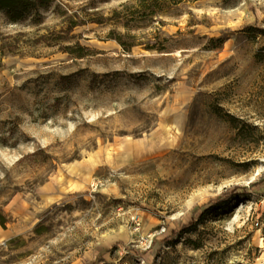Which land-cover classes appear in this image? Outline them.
Returning <instances> with one entry per match:
<instances>
[{"label":"rangeland","instance_id":"obj_1","mask_svg":"<svg viewBox=\"0 0 264 264\" xmlns=\"http://www.w3.org/2000/svg\"><path fill=\"white\" fill-rule=\"evenodd\" d=\"M137 3L0 11V264H264V0Z\"/></svg>","mask_w":264,"mask_h":264},{"label":"trees","instance_id":"obj_2","mask_svg":"<svg viewBox=\"0 0 264 264\" xmlns=\"http://www.w3.org/2000/svg\"><path fill=\"white\" fill-rule=\"evenodd\" d=\"M55 1L56 0H0V11L3 12L6 17L12 22L30 21L33 24H41L44 20V12L48 10ZM182 1L183 0H138L137 5L135 6V10L132 13H142L145 16L154 17L164 11L167 8V5L173 6L179 4ZM115 13H117V15L120 14V12L118 11H115ZM62 16H64V25L61 29L58 30L57 39L59 41L64 40L67 35L74 31V29L78 26L89 24L90 22L103 23L100 13L90 12L88 11L87 7H84L80 9V11H75L70 14H68V12H64ZM42 36L44 37V39H48L50 35L44 34ZM117 39H119V42L124 45V42L120 40L121 38ZM125 48L127 50L130 49L129 45L125 46ZM64 50L76 57H84L89 54V49L79 42L66 45ZM235 190L237 189L234 188L230 192L219 196L215 200H211L209 203V207L221 205L223 202H225L224 199L226 197H231L232 195H234ZM203 215L204 212L202 216ZM0 223L3 226H6L7 223V218L1 211ZM196 224L197 222L193 223L192 225L194 226Z\"/></svg>","mask_w":264,"mask_h":264}]
</instances>
